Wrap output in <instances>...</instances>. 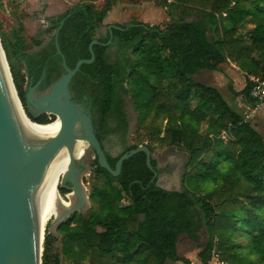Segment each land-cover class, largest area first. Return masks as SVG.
<instances>
[{
    "label": "trees",
    "instance_id": "trees-1",
    "mask_svg": "<svg viewBox=\"0 0 264 264\" xmlns=\"http://www.w3.org/2000/svg\"><path fill=\"white\" fill-rule=\"evenodd\" d=\"M163 3L176 18L165 27L133 20L111 26L105 35L97 32V26L104 23L108 0L101 8L94 0L70 6L40 29V33L56 31L52 51H27L19 39L11 45L0 28L15 87L31 119L35 120L20 82H37L44 73V84L51 85L64 72L61 54L73 68L79 59L91 58L90 44L97 40L92 45L93 61L80 66L71 87L77 96H87L102 147L112 138L122 144L117 155L105 151L111 168L139 146L128 139L123 102L127 94L146 134L188 154L181 191L159 186L157 177L152 180L157 162L151 156L150 168L145 151L124 160L117 176L101 167L95 156L91 199L100 203V211L89 217L76 214L61 226V253L76 264L85 257L91 264H166L167 260L192 264L179 255L178 238L187 233L197 240L205 227L208 240L199 252L201 264H208L214 247L225 262L264 264V139L214 86L193 79L202 69L220 71L221 63L234 64L245 73L243 97L252 103L250 76L264 79V0ZM192 15L197 17L185 19ZM43 42L35 40L37 46ZM51 119L43 116L36 121ZM238 231L248 236L246 246L234 241ZM56 240L47 234L42 264H60Z\"/></svg>",
    "mask_w": 264,
    "mask_h": 264
},
{
    "label": "rangeland",
    "instance_id": "rangeland-1",
    "mask_svg": "<svg viewBox=\"0 0 264 264\" xmlns=\"http://www.w3.org/2000/svg\"><path fill=\"white\" fill-rule=\"evenodd\" d=\"M88 0H0V28L3 32L6 42L13 45L18 39L21 40L23 49L32 51L38 46L35 40L46 41L50 36L40 33V29L45 24L44 22L52 16H56L64 12L70 6L82 3ZM105 0H94L97 8H101ZM109 11L106 15L103 24L97 26V32L105 35L107 30L116 24H125L133 20L158 24L160 27H165L172 21L176 20L171 12L172 10L164 5L163 0H108ZM197 15L186 17V20H191ZM244 32V29L242 28ZM220 71L211 69H202L193 75V79L198 82L214 86L222 95V97L232 107L243 114L244 118L259 131L264 139V103L258 107L243 97V89L246 85L245 73L234 64L224 62L219 65ZM25 70L20 72V77L23 76ZM25 92L35 93L40 95L43 92H38L35 85H29L27 80L20 82ZM47 90V89H46ZM44 89V91H46ZM37 93V94H36ZM124 110L129 121V143L151 146V156L157 162V184L161 187H169L171 189L183 190V178L186 171L187 152L176 146H168L161 144L157 139L146 134L140 125V113L135 108L133 99L130 95L123 97ZM30 106V104H28ZM31 107V106H30ZM216 116L215 114H209ZM48 118L52 115L44 114ZM52 120V119H51ZM165 122H163L164 126ZM206 124L203 122L202 126ZM223 137L227 136L223 132ZM104 147L111 155H117L122 144L117 139L104 141ZM85 154V155H84ZM84 155L83 157H81ZM80 159L77 161V166L82 169L80 180L83 184L84 193L87 196L81 210H76L63 222L56 224L52 229V234L57 238L54 242V250L60 254V264H76L69 260L62 252V234L61 226L76 214H81L84 217H89L92 212L100 211V203L92 201L91 192L92 184L96 173L93 162L95 160L94 150L84 151ZM223 164V162H222ZM62 184H68L62 181ZM61 184V185H62ZM207 187H211L208 184ZM206 187V188H207ZM66 189V187H63ZM65 193H69L71 189ZM200 194H204L201 192ZM74 223H71L73 226ZM52 226V225H51ZM100 230V227H97ZM49 230L46 232V236ZM45 236V239H46ZM234 241L238 244L246 246L248 244V236L245 233L237 232L234 236ZM44 239V242H45ZM208 240V233L205 227L200 228L198 239L193 240L187 233L180 234L176 247L180 256L188 258L192 264H201L199 258L200 250L205 246ZM42 245V251L43 246ZM78 249V245H75ZM247 251V248L244 249ZM254 257V256H253ZM255 258V257H254ZM79 264H91L90 258L85 257ZM166 264H185L182 261L167 260Z\"/></svg>",
    "mask_w": 264,
    "mask_h": 264
},
{
    "label": "water",
    "instance_id": "water-1",
    "mask_svg": "<svg viewBox=\"0 0 264 264\" xmlns=\"http://www.w3.org/2000/svg\"><path fill=\"white\" fill-rule=\"evenodd\" d=\"M113 26L116 27V25ZM97 42V40H93L90 44L91 58L79 59L73 68L67 65L56 42L57 51L62 56L64 72L50 85L46 92L40 95H35L34 92H26L27 109L32 118L35 119L33 120L27 114L18 95L0 39V50L23 114L31 122L38 124H44L36 121L44 114L54 116L52 120L60 117L62 122L58 134L36 150V147L32 146L35 144V138L22 126L12 97L8 92L9 89L5 88L0 74V264H42V248L40 247L33 204L31 176L63 144H66L72 152L75 139L88 141L86 151L94 150L99 165L114 176L120 173L123 161L139 151H145L147 164L152 168L150 149L147 146L139 145L124 153L117 160L115 169H112L106 157V149L102 147L96 136L89 110L77 104L71 96L70 82L83 63L93 61L92 45ZM35 87L37 88V86ZM26 141L29 143L27 144ZM81 157H72L70 170L63 178V182L67 181L68 184H62L61 188L71 189L70 192L74 195V203L69 210L64 211L57 225L65 221L71 213L81 210L87 199L80 180L82 169L77 166V160ZM156 177L157 172H155L152 180ZM163 188L174 190L169 187ZM48 233L52 234V229Z\"/></svg>",
    "mask_w": 264,
    "mask_h": 264
},
{
    "label": "bare ground",
    "instance_id": "bare-ground-1",
    "mask_svg": "<svg viewBox=\"0 0 264 264\" xmlns=\"http://www.w3.org/2000/svg\"><path fill=\"white\" fill-rule=\"evenodd\" d=\"M0 74L6 89L12 97L16 113L20 122L35 138V144L39 147L52 139L61 129V118L50 120L44 124L31 122L24 114L12 88L8 70L0 50ZM28 144L29 142L26 141ZM88 149V141L75 139L72 152L66 144L59 147L44 163L32 174L31 185L33 190V204L36 212L37 228L39 232L40 247L42 248L47 230L54 229L65 210L73 206L74 195L72 192L62 194L60 192L63 178L69 172L72 157H80ZM52 225V226H51Z\"/></svg>",
    "mask_w": 264,
    "mask_h": 264
},
{
    "label": "flooded vegetation",
    "instance_id": "flooded-vegetation-1",
    "mask_svg": "<svg viewBox=\"0 0 264 264\" xmlns=\"http://www.w3.org/2000/svg\"><path fill=\"white\" fill-rule=\"evenodd\" d=\"M55 32L56 31H52L51 33H44V34H46V36H50V37L46 41H44L40 46H38L36 49H33L32 51L37 52V51H39L41 49H47L48 51H52V49H51V47H52L51 46V42L52 41L51 40H52L53 35H54L53 33H55ZM27 82L29 83V85L37 86V91L38 92H43L44 93V92H46V91H44V89L48 90V88L50 87V85L46 86L44 84V73L42 74V76L39 78V80L37 82H34V83L31 82V81H27ZM69 88H70L71 96L74 99V101L77 104H80V105L84 106L86 109H88L90 114H91L90 103L88 101L87 96L86 95H82L81 97L77 96L76 93L73 92V90H72L71 82H70ZM91 116H92V114H91ZM41 117H43V115H41L39 118H41ZM94 128H95V126H94Z\"/></svg>",
    "mask_w": 264,
    "mask_h": 264
},
{
    "label": "built area",
    "instance_id": "built-area-1",
    "mask_svg": "<svg viewBox=\"0 0 264 264\" xmlns=\"http://www.w3.org/2000/svg\"><path fill=\"white\" fill-rule=\"evenodd\" d=\"M253 81L250 96L253 98L252 104L256 107L264 103V79L254 78L250 76ZM208 264H235L233 262H225L221 259L220 251L214 247L211 251Z\"/></svg>",
    "mask_w": 264,
    "mask_h": 264
}]
</instances>
